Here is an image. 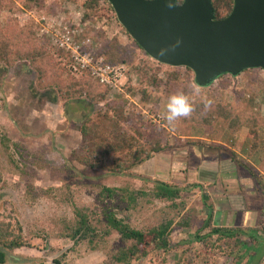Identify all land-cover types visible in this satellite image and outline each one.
Returning <instances> with one entry per match:
<instances>
[{"label":"rangeland","instance_id":"374dc122","mask_svg":"<svg viewBox=\"0 0 264 264\" xmlns=\"http://www.w3.org/2000/svg\"><path fill=\"white\" fill-rule=\"evenodd\" d=\"M82 2L83 0H46L47 6L54 5L58 10L56 13H49L44 9L39 11L25 8L22 2L17 0L13 10L0 11V21L4 24L11 18L18 26H25L31 21L36 23L38 38L47 41L49 46H54L52 52L56 57L46 58L48 62L45 60L43 63H53L55 71L58 70V76L54 78L60 82H54L50 86L40 84L39 72L36 69L41 66L42 60L33 64L28 60H19L13 66L0 62V220L13 225L19 223L28 241V245L17 248L15 253L10 255V261H26L29 257V261L36 264H54L56 257L66 253L62 264L103 262L107 257L106 249H92L87 241L75 245L73 240L62 235L66 231L65 222L74 216L69 197L80 205L97 207L99 185L151 189L153 183L146 182L139 174L176 184L200 183L215 203V191H210L209 186H225L229 193L224 196L226 201L230 203L229 197L236 194L239 198L235 202L249 210H243L245 212L241 216L233 217L236 221L225 225H236L235 222L242 226L256 225L255 218L260 216L259 210L250 209L249 197L254 195L259 201L262 197L264 200V196H260V192L264 194V70L245 69L225 79L216 78L214 90L206 91L202 101L209 109L215 102L222 101L239 112L252 114L256 122V128L243 126L236 133L226 132L223 138L220 131L214 132L215 128L212 126L193 128L186 133V127L182 124L184 131L181 132L178 127L180 118L169 125L164 118L166 105L169 96L176 92L164 93L162 90H155V104H147L141 100L136 88L131 92L126 89L129 75L123 79L121 89H109L104 100H91L86 95L68 98L60 89V85L65 84L71 76L77 77L80 74L70 70L66 57H58L55 49L57 46L53 45L49 35L41 30L40 17L45 15L57 17V21H71L76 12L81 11L84 14L83 19L87 21ZM88 21L83 26L84 31L95 24L109 36L118 34L123 43L134 44L133 37H129L121 29L115 16L95 15ZM63 66L65 68H61ZM123 95L128 98L124 110L131 112L136 109L143 116L144 120L137 125L143 134L140 140L145 147H150L153 140L152 124L162 128L164 135L161 137L165 144L164 149L155 152L153 158L143 165L133 167L131 170L134 175L111 174L110 170L102 166L104 162L99 167H91L82 163L74 153L82 143L78 121L88 113L92 116L97 110L104 109L106 101L120 99ZM53 96L54 98H51ZM220 124L223 122H218L215 127L218 128ZM127 128L136 135L129 124ZM256 130L260 132L259 147L251 150L248 138L253 137ZM4 137L8 139V146L4 145ZM217 140H221V144H216ZM119 155L115 153L108 156L106 165L113 164V160ZM216 156L219 159L217 162L213 160ZM249 165L255 170V176L251 175ZM218 166L220 170L217 168V175L215 170ZM202 188L194 187L185 194L188 199L187 207L193 208L194 211L195 225L187 229L174 227L175 244L167 252H162L166 257V264H175L181 259L188 264H227L230 260V249L223 244L225 240L221 241L216 236L211 240L218 243V246L214 247V256L205 261L202 256L193 260L194 253L205 246L196 237L197 228L203 224L208 213ZM234 191L235 194H231ZM221 193V190L218 191L219 195H222ZM256 194L259 196H255ZM220 199L222 201L218 202L223 204L225 201ZM254 202L252 201V204L264 207V201L263 205ZM164 210L163 201L143 200L132 212L131 221L138 227H151L162 217ZM248 217L255 221L249 223ZM209 229H203L200 234ZM227 241L232 243L234 240L227 238ZM260 241L256 243L258 254L251 264H264V255L260 256L264 252V241ZM160 260L161 257L150 255L143 256L132 264H160ZM247 261L248 258L245 257L241 264H247Z\"/></svg>","mask_w":264,"mask_h":264},{"label":"trees","instance_id":"16d2710c","mask_svg":"<svg viewBox=\"0 0 264 264\" xmlns=\"http://www.w3.org/2000/svg\"><path fill=\"white\" fill-rule=\"evenodd\" d=\"M16 1L0 0V11L4 9L13 10ZM19 1L25 8L39 11L44 9L49 13L58 11L54 5L47 6L46 0ZM181 1L179 0V2ZM212 1L217 18L225 17L232 11L234 0ZM81 5L86 10V20L95 15L101 17L104 15L115 16L117 19L115 10L108 0H83ZM13 20L11 18L5 24L0 21V62L13 66L19 60H28L32 64L42 60L41 66L36 69L39 72L40 84L50 86L54 82L60 83L54 78V76H58V70L55 71L51 61L46 63L48 62L46 58H53L54 56L52 52L54 46H49L47 41L38 38L37 25L34 21L28 22L25 26H18ZM121 29L131 37L122 25ZM85 35L91 36L99 44V52L105 56L107 62L113 64L124 62L130 66L126 89L131 92L136 88L140 93L141 100L147 104L149 102L155 104L153 97L155 90H162L164 93L175 91L176 94L183 93L188 97L193 111L187 118L180 117L178 127L181 128V132L184 131L182 124L186 127V133L193 128L212 126L215 128L214 132L220 131V136L223 138L226 132L236 133L243 126L256 128L252 114L239 112L222 101L215 102L210 109L206 106L202 99L207 90H214L215 80L209 85L200 86L196 83L195 73L190 67L172 66L157 61L135 40H133L134 44L132 45L123 43L118 34L109 36L98 25L94 24L88 27ZM55 49L58 57H66L70 66L69 55L61 48L55 47ZM45 60L46 62L43 63ZM253 69L255 68H247L246 70ZM59 76H61L60 73ZM228 76H232V74L224 73L217 79H225ZM60 89L68 98L86 95L91 100H104L111 87L94 80L90 72L84 70L77 77L68 78L65 84L60 85ZM121 98L106 101L104 109L97 110L92 116L88 113L78 121L82 133V143L74 153L82 163L89 164L91 167H99L104 162L102 166L110 170L111 174L134 175L135 173L131 170L133 167L143 165L153 158L155 152L164 149L165 144L161 140L163 132L158 125L152 124L153 140L149 145L150 147H145L140 140L143 138V134L137 125L144 120L143 116L136 109L131 112L124 110L128 98L124 95ZM221 121L223 124L216 128L215 124ZM128 124L136 132V135L127 128ZM259 137L260 132L256 130V134L248 138L251 150H256L259 147ZM7 140V137H4L5 146H8ZM115 153L120 155L113 160V164L106 165V158ZM249 167L251 166L249 165ZM250 173L255 176V170L252 167ZM139 177L146 182L153 183V187L146 189L99 185V204L96 205L97 207L80 205L69 197L74 216L65 222L66 231L62 235L73 240L75 245L81 241H87L92 249H106L107 257L100 264H132L138 262L143 256L150 255L161 257L160 264H166V257L163 256L162 252H167L175 244L173 239L174 227L180 226L187 229L195 225L194 211L193 208L187 207L188 199L185 194L194 187L200 189L203 187L202 196L208 213L203 224L197 228L196 237L205 246L194 253L193 260L202 256L205 261L214 256V247L218 246V243L211 240H213L212 237L216 236L221 241L225 240L223 244L230 249L228 253L230 260L227 264H241L245 257L248 258L247 264L253 262L256 254H258L257 244L261 242L260 240L264 241V207L258 211L260 216L256 219V225L228 226L215 224V202L205 190L204 185L197 182L176 184L161 178L145 177L142 174H139ZM259 182L261 183L260 180ZM143 200L165 202L164 214L151 227H138L131 221L132 212L140 206ZM207 227L210 228L209 231L200 234ZM227 238H232L234 241L230 243ZM26 245H28V241L19 223L13 225V223L0 220V264H36L34 261H29L31 260L29 257L26 261H10V255L15 253L17 248ZM263 253L260 256L264 255ZM65 256L66 253L60 254L54 259V264H62ZM175 264L188 263L181 259Z\"/></svg>","mask_w":264,"mask_h":264},{"label":"water","instance_id":"95a60500","mask_svg":"<svg viewBox=\"0 0 264 264\" xmlns=\"http://www.w3.org/2000/svg\"><path fill=\"white\" fill-rule=\"evenodd\" d=\"M120 24L155 60L188 66L200 86L224 73L264 70V0H234L217 18L212 0H108ZM166 50V54H161Z\"/></svg>","mask_w":264,"mask_h":264},{"label":"built area","instance_id":"2783aa9c","mask_svg":"<svg viewBox=\"0 0 264 264\" xmlns=\"http://www.w3.org/2000/svg\"><path fill=\"white\" fill-rule=\"evenodd\" d=\"M84 14L77 11L73 19L57 21V17H40L41 30L47 33L53 45L63 49L70 57V69L75 74L88 70L92 78L112 89H121L123 79L127 78V63H109L99 52V44L91 36L85 35L87 21ZM84 20V21H83ZM89 22V21H88ZM85 35V37H83Z\"/></svg>","mask_w":264,"mask_h":264},{"label":"crops","instance_id":"0c3cea01","mask_svg":"<svg viewBox=\"0 0 264 264\" xmlns=\"http://www.w3.org/2000/svg\"><path fill=\"white\" fill-rule=\"evenodd\" d=\"M215 142L221 144V140H217ZM213 160L215 162H217L216 160H219V159L216 156V158H213ZM230 164H231V162H230ZM217 168L220 170V167L219 166L216 167V170H215V173H217V175H218L219 172H218ZM211 170H213V169H210L209 171H211ZM213 173H214V171H213ZM220 182H221V180H220ZM261 184H263V183H261ZM263 187H264V184H263ZM209 189H210V191H213V192L215 191L214 192V194H215L214 197H216V201H217L216 203H214L215 204V210H214V222H215V224L224 225V224L231 223L232 221H236V220H233V217L235 215L236 216L237 215L241 216V214L245 212L243 210H247V209L244 208V206H241V204H238V203L235 202L236 199L239 198V197H237L238 195L235 194V191L231 193V194H235V195L229 197L231 199V201L229 203V202L226 201V197H224L227 194H229V193H227V187L223 186V187L217 188L215 185L214 186L211 185V186H209ZM220 190L222 191V193H221L222 195L218 194V191H220ZM263 193H264V189H263ZM255 196H259V195L256 194ZM260 196L262 197V196H264V194H262V192H260ZM253 197H254V195L249 197V202L251 201V204H252V201H255V202H260L263 205V201H264L263 197L261 198L260 201H259V198H257V197L253 198ZM220 198H223V200L225 201L223 203L224 205L220 203L222 201ZM218 200H220V202H218ZM251 204L249 206L250 209L251 210H255V211H257V210H259L260 208L263 207V206H256L255 204H252V205ZM247 211L249 212V210H247ZM248 219H249V217H248ZM255 220H256V218H255ZM255 220L251 221V219H249L248 222L251 223V222H253ZM235 224L237 225L236 222H235Z\"/></svg>","mask_w":264,"mask_h":264},{"label":"clouds","instance_id":"9594fccd","mask_svg":"<svg viewBox=\"0 0 264 264\" xmlns=\"http://www.w3.org/2000/svg\"><path fill=\"white\" fill-rule=\"evenodd\" d=\"M171 6L172 2L169 0V7ZM161 54H166V50H161ZM192 111V104L186 95L183 93L172 94L168 98L164 118L169 125H172L180 117H189Z\"/></svg>","mask_w":264,"mask_h":264}]
</instances>
